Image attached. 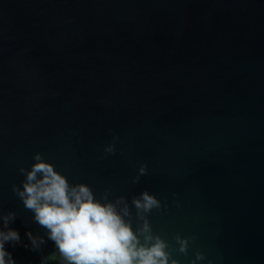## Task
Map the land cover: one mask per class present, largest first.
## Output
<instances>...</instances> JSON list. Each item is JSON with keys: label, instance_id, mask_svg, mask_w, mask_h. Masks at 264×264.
Returning <instances> with one entry per match:
<instances>
[{"label": "water", "instance_id": "obj_1", "mask_svg": "<svg viewBox=\"0 0 264 264\" xmlns=\"http://www.w3.org/2000/svg\"><path fill=\"white\" fill-rule=\"evenodd\" d=\"M37 153L97 200L154 195L148 219L179 264H264V0H0V213H16L15 264L55 251L12 191ZM176 234L196 237L187 256Z\"/></svg>", "mask_w": 264, "mask_h": 264}, {"label": "clouds", "instance_id": "obj_2", "mask_svg": "<svg viewBox=\"0 0 264 264\" xmlns=\"http://www.w3.org/2000/svg\"><path fill=\"white\" fill-rule=\"evenodd\" d=\"M104 152L115 154V143L107 145ZM34 160L31 170L19 169L25 176L23 190L13 185L12 191L22 200L25 209L34 213V222L54 242L55 251L43 257L41 264H48L50 260L58 264H179L168 251L169 243L153 232L148 219L153 209L162 210L161 201L154 195L145 190L138 197H132L131 207L136 210L133 218L125 196L109 201L111 193L106 189L101 200H97L89 185L70 184L40 153ZM144 175H147V165L140 166L133 183H139L140 176ZM15 218V212L0 213L3 225L0 264H15L12 254L5 249L6 242L21 243L18 231L8 227ZM133 219L137 224L135 230ZM26 235L33 251H39L46 243L44 237L31 231ZM174 239L179 246L176 251L187 256L189 241H195L196 237L176 234ZM204 259L202 252H196L191 264Z\"/></svg>", "mask_w": 264, "mask_h": 264}]
</instances>
